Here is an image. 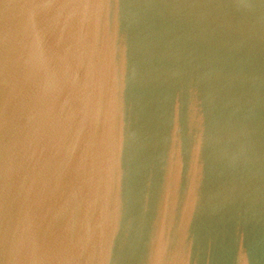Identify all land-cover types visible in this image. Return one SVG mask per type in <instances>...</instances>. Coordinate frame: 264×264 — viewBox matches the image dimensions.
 <instances>
[{
  "label": "water",
  "instance_id": "obj_1",
  "mask_svg": "<svg viewBox=\"0 0 264 264\" xmlns=\"http://www.w3.org/2000/svg\"><path fill=\"white\" fill-rule=\"evenodd\" d=\"M0 264H264V0H0Z\"/></svg>",
  "mask_w": 264,
  "mask_h": 264
}]
</instances>
